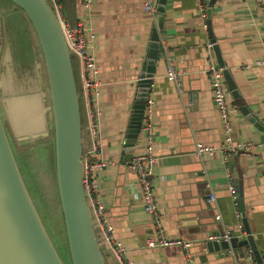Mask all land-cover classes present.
<instances>
[{
  "label": "crops",
  "instance_id": "crops-1",
  "mask_svg": "<svg viewBox=\"0 0 264 264\" xmlns=\"http://www.w3.org/2000/svg\"><path fill=\"white\" fill-rule=\"evenodd\" d=\"M200 1L208 6L206 0H167L161 50L149 94L154 99L157 160L152 182L160 225L169 239L194 241L190 250L148 245V239L157 237L158 225L145 212L136 174L129 161L122 159L155 16L145 12L144 0H94L91 7L80 0L62 3L68 24L82 21L96 32L93 51L101 81V151L96 157L108 161L100 175L99 195L114 224L115 236L126 247L125 257L135 264H257L252 253L240 256L245 254L244 246L237 248L235 256L225 255L224 251L209 252L201 243L216 226L225 234L245 237L244 218L248 219L258 248L264 252V65L254 64L264 56V14L255 0H217L213 6V35L236 87V97L228 87L230 100L237 107L232 114L234 139L238 143L253 142L256 148L233 153L227 159L219 149L199 155L198 143L219 147L225 136L212 97L206 47L212 38L207 8L205 17L198 10ZM37 45L38 48L32 45L30 55L22 58L12 52V62L7 65L0 54V92H4V97L26 95V90L37 84V63L42 62ZM168 57L184 72L181 88L167 77ZM40 71L47 84L45 66ZM77 74L81 84L78 62ZM82 117L84 148L89 149L92 139L83 100ZM145 145L146 138L140 133L134 156ZM227 168L238 195L242 190L244 212L231 193ZM210 194L215 195L214 200H210ZM103 249L107 264H120L104 243Z\"/></svg>",
  "mask_w": 264,
  "mask_h": 264
},
{
  "label": "water",
  "instance_id": "water-1",
  "mask_svg": "<svg viewBox=\"0 0 264 264\" xmlns=\"http://www.w3.org/2000/svg\"><path fill=\"white\" fill-rule=\"evenodd\" d=\"M11 1L23 10L33 26L42 62L37 63L38 82L26 90L28 94L6 98L4 92H0V264H66L42 219L39 202L28 185L27 174L11 141L19 145L35 144L50 136L54 142L58 198L72 264H107L102 247L104 242L97 231L83 182L85 148L82 100L72 62L73 54L66 41L61 19L50 0ZM206 1L213 49L218 63L224 67L228 87L236 97L235 84L212 30V9L217 0ZM166 5L167 0L156 1L155 22L132 104L123 161L132 160L140 135L145 105L161 50L160 33L164 27ZM10 62L12 51L7 45L3 64ZM42 66L47 71V84L40 71ZM35 85H38L36 89ZM238 204L244 212L242 190L238 195ZM243 223L245 237L234 235L228 240H218L215 237L223 236L225 231L221 232L216 226L202 238L204 240L201 243L209 252L224 251L225 255L235 256L239 252L237 248L244 246L245 254H241V257L252 253L257 264H264V252L257 246L248 219L244 218ZM194 245L195 242H191L190 248L193 249Z\"/></svg>",
  "mask_w": 264,
  "mask_h": 264
},
{
  "label": "built area",
  "instance_id": "built-area-1",
  "mask_svg": "<svg viewBox=\"0 0 264 264\" xmlns=\"http://www.w3.org/2000/svg\"><path fill=\"white\" fill-rule=\"evenodd\" d=\"M85 6L91 7L94 0H80ZM157 0H144V10L151 17L155 16ZM261 7L264 14V0H255ZM53 8L58 12L64 30L65 38L68 46L81 68V92L80 98L83 100L87 108L88 130L92 139V145L89 149L84 150L85 172L83 177L84 187L86 189L88 199L91 203L94 218L96 221L97 231L100 233L103 242L111 250L114 256L118 259L120 264H135L134 261L125 257L126 247L123 242L115 236L114 224L109 220L105 211V203L99 195L100 190V175L108 165V161L96 157L100 154L101 144L99 139V119L100 109L98 99L100 96L99 68L97 64V57L93 51V46L96 39V32L91 27L80 21L74 26H70L61 14L62 0H50ZM206 5L200 1L198 10L202 17H205ZM206 47L209 52L208 71L211 77L212 97L216 109L219 112L223 123L224 139L219 147L206 145L203 143L197 144V154L203 155L206 152H213L219 149L225 159L231 154L237 152H249L256 148L253 142L238 143L234 139V126L232 121V114L236 110V106L230 100V91L227 86L224 67H222L216 58L213 49L214 43L208 41ZM255 65H264V56L259 57L254 62ZM245 66H248L246 64ZM168 78L174 80L179 88H181V75L183 70L176 67L174 61L168 57ZM153 103L154 99L149 97L146 101L143 122L140 128L146 138V145L136 154L132 160L128 162L129 167L135 172L137 183L139 185L141 197L143 200V208L146 213L151 215L158 225L157 237L148 239V245L154 246H179L181 248L191 247V241L185 239H169L165 237L159 220V207L155 194V188L152 182V174L154 165L157 160L155 154V132L153 124ZM228 181L231 193L234 200L238 198V188L234 181L230 168H227ZM215 195L210 194V200H214ZM237 204V202H236ZM242 225L239 224V227ZM232 235L227 232L223 236L215 237L228 240ZM184 250V249H183ZM189 264H194L190 261Z\"/></svg>",
  "mask_w": 264,
  "mask_h": 264
},
{
  "label": "rangeland",
  "instance_id": "rangeland-1",
  "mask_svg": "<svg viewBox=\"0 0 264 264\" xmlns=\"http://www.w3.org/2000/svg\"><path fill=\"white\" fill-rule=\"evenodd\" d=\"M7 2L8 0H0V54L4 53L9 45L15 56L20 58L24 54L29 56L32 45L38 48L36 33L23 10ZM35 55L33 49V56ZM11 141L15 153L26 156L24 165L27 164L25 166L27 172L23 170L27 174L28 185L39 202L38 208L42 219L64 262L72 264L58 198L54 169V142L51 136L40 139L35 144L19 145L16 141Z\"/></svg>",
  "mask_w": 264,
  "mask_h": 264
},
{
  "label": "trees",
  "instance_id": "trees-1",
  "mask_svg": "<svg viewBox=\"0 0 264 264\" xmlns=\"http://www.w3.org/2000/svg\"><path fill=\"white\" fill-rule=\"evenodd\" d=\"M65 0H62V3L64 2ZM8 2L14 7V3L11 1V0H8ZM7 2V3H8ZM61 14L63 16V18L66 20V15H65V12H64V8L62 6V9H61ZM67 22V20H66ZM70 25V24H69ZM70 26H74V25H70ZM72 62H73V67H74V71H75V76H76V79H77V83H78V89H79V93L81 92V84H79V78H78V74H77V58H75V56L72 57ZM82 122H83V117H82ZM83 130H84V122H83ZM18 158H19V162L20 164L23 166L22 168L25 169V171L27 172L25 166L27 165H24L25 162H26V156L24 155H18Z\"/></svg>",
  "mask_w": 264,
  "mask_h": 264
}]
</instances>
